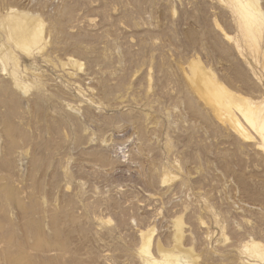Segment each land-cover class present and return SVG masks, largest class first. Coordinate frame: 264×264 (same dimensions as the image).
Segmentation results:
<instances>
[{"label":"rangeland","instance_id":"1","mask_svg":"<svg viewBox=\"0 0 264 264\" xmlns=\"http://www.w3.org/2000/svg\"><path fill=\"white\" fill-rule=\"evenodd\" d=\"M257 2L254 44L228 0H0V54L15 53L0 61V264H145L141 229L159 258L173 222L193 264L264 249L263 143L238 111L250 139L218 118L189 71L198 60L264 103ZM10 9L40 20V44L10 39Z\"/></svg>","mask_w":264,"mask_h":264},{"label":"bare ground","instance_id":"2","mask_svg":"<svg viewBox=\"0 0 264 264\" xmlns=\"http://www.w3.org/2000/svg\"><path fill=\"white\" fill-rule=\"evenodd\" d=\"M228 2L231 4V9H233V11L238 16L239 23L243 27L244 33L255 44V40H256L255 32H256V29L259 25L258 20H262V11L258 5L257 0H228ZM15 12L17 13V11L11 10L8 14H6L8 16L5 17V18H8L7 21L10 22V26L7 27L8 31H9V37L17 46L24 47V48H22L23 51H27L29 49L30 45L38 44L39 41H41V39L43 38L41 36V34L43 33V32H41L42 28H40L39 23H36V21L39 19H37L35 21L34 25L31 24L32 26H29L30 23L29 24L27 23L28 25H26L25 21L22 18H20V15L18 17ZM5 13H4L3 17L5 16ZM2 18H0V19L2 20ZM39 21H37V22H39ZM1 25H4V28H5V26L7 24H1ZM6 36H7V34H6ZM44 41H46V40H44ZM256 45H258V44H256ZM3 47H5V46H3ZM38 47H39V45L36 48H38ZM12 54H15V53H11V51H7L4 54H0V61L2 62L1 64H3V69H4V64H5L4 61L6 59H12L13 58ZM68 57L71 58L70 56H68ZM14 59L16 60V57ZM68 60H66V61H68ZM77 64L79 65V63H77ZM182 67L184 68V66H182ZM183 68L181 69V71H183ZM11 69H13V68H11ZM4 70H6V69H4ZM189 71H190V74H191L192 79H193V84H192L193 89L192 90H195L198 97L203 99L208 105H210L212 107L214 113L218 116V118L220 117L219 113L221 111V108L223 107L224 109H222L223 111L221 113H226L227 117L226 116H224V117H226L228 122H227V120H225V121L227 124L229 123L230 128H232V130L236 131L239 135H241L242 138L250 139L253 136L251 135L250 132L248 133L247 127H245L242 124V122L239 120V118L236 117V115H235V113L237 114V111H238L239 114L241 115V118L245 122V124L247 126L251 127L255 131L256 135H258V137L261 139V141L263 143V148H264V113H263L264 103L263 102H258V103L253 102V101H251L252 98L249 99L247 97H240V99H235L228 90H226L219 82L214 80V77H210L209 74L205 73L202 70L201 64L199 63L198 60H191L190 61ZM11 72H12V77H14L15 82H18L19 79H17V77H15L16 74L13 71H11ZM10 75H11V73H10ZM33 75H36V73L35 74L33 73ZM23 78L25 80V76ZM24 80H21L22 83ZM19 82L17 83V85H19ZM25 82H26V80H25ZM23 85H27V84H23ZM210 95H212L213 97L217 96L218 99L214 101V100H212ZM169 178H171V176H169ZM173 225H174L173 227H174V237H175L174 238L175 239L174 247H172L171 249L168 250V249H164L163 247L159 246V244H157L156 248H157V251L159 252V258L155 257L150 250L152 230L150 229L149 231H145L146 229H143L144 231H142V229H141L140 235H141L142 243H141V247H140V245H139V247H140V251L146 256L143 259L145 264H185V263L193 264V262H195L194 259L196 256L193 253V251L191 250V248H184L181 245L182 233L180 231L179 224L177 222H173ZM148 228H149V226H148ZM243 247H244L243 250L245 251L247 256L252 258V261L251 262L248 261L247 264H264V249L262 248V246L257 241H255V240L249 241V239H248V242L246 241V243L243 245ZM240 252H242V251H240ZM246 254H245V256H246ZM242 259H244V258H242Z\"/></svg>","mask_w":264,"mask_h":264}]
</instances>
